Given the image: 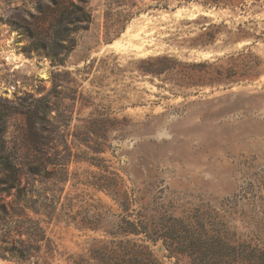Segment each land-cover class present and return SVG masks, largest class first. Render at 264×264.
<instances>
[{"label": "rangeland", "instance_id": "374dc122", "mask_svg": "<svg viewBox=\"0 0 264 264\" xmlns=\"http://www.w3.org/2000/svg\"><path fill=\"white\" fill-rule=\"evenodd\" d=\"M66 1L83 6L91 20L53 58L42 49L51 0H0V146L26 186L20 202L13 192L0 204H17L22 216L12 218L22 228L39 224L46 236L41 259L49 241L52 264H70L93 236L48 217L51 206L77 213L100 201L119 211L91 185L105 173L177 216L216 209L234 213L241 228L263 229L264 0H241L236 8ZM33 136L45 152L43 178L26 169ZM96 147L108 172L89 160ZM10 216L8 210L6 222ZM13 230H0L1 252L14 246L2 242L16 238ZM6 256L0 264H29Z\"/></svg>", "mask_w": 264, "mask_h": 264}, {"label": "trees", "instance_id": "16d2710c", "mask_svg": "<svg viewBox=\"0 0 264 264\" xmlns=\"http://www.w3.org/2000/svg\"><path fill=\"white\" fill-rule=\"evenodd\" d=\"M198 2L206 7L236 8L241 0H178ZM53 22L47 41L42 49H48L49 56L57 57L58 48L71 44L72 31L90 23L91 15L83 6L66 0H51ZM73 27V29H70ZM56 51V52H55ZM33 126L34 121L29 120ZM3 115L0 114V135H3ZM100 135V134H97ZM34 159L26 165L30 176L44 177L45 152L38 145L35 136ZM95 156L91 164L107 171L103 160L98 158L101 150L92 148ZM20 170L0 146V197L17 193V202L22 200L26 186H22ZM106 193L119 207L118 212L106 207L100 201L83 203L77 213L68 209L58 211L57 204L51 206L46 215L52 219L73 224L84 233H92L84 252L70 256V264H264V228L256 230L248 223L241 228L234 213H219L216 209L196 208L193 212L175 215L164 204L148 203L145 198L131 194L128 184L121 177L110 174L95 175L91 184ZM17 204H0V230L9 233L13 225L16 238H2L3 243H14L10 248L0 247V258L20 263L52 264L54 253L46 242L47 259L42 260L39 252L45 245L46 236L37 222L28 228L16 221L22 216ZM32 209L39 214V210ZM10 210L11 218H8ZM9 249V250H8ZM5 253V254H4Z\"/></svg>", "mask_w": 264, "mask_h": 264}]
</instances>
